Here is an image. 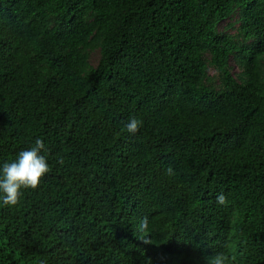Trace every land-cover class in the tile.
I'll use <instances>...</instances> for the list:
<instances>
[{"label": "trees", "instance_id": "trees-1", "mask_svg": "<svg viewBox=\"0 0 264 264\" xmlns=\"http://www.w3.org/2000/svg\"><path fill=\"white\" fill-rule=\"evenodd\" d=\"M36 138L0 264H264V0H0V162Z\"/></svg>", "mask_w": 264, "mask_h": 264}, {"label": "clouds", "instance_id": "clouds-1", "mask_svg": "<svg viewBox=\"0 0 264 264\" xmlns=\"http://www.w3.org/2000/svg\"><path fill=\"white\" fill-rule=\"evenodd\" d=\"M235 68L239 71L238 67ZM141 121L131 118L124 125L129 134H134ZM44 142L36 138L34 145L19 151L11 161L0 162V206L15 205L22 195V189H34L41 178L49 172V163L46 156ZM166 174L173 175L171 166L166 168ZM218 204L225 203L224 194L216 196ZM206 264H230V258L224 253H217L205 258Z\"/></svg>", "mask_w": 264, "mask_h": 264}, {"label": "rangeland", "instance_id": "rangeland-1", "mask_svg": "<svg viewBox=\"0 0 264 264\" xmlns=\"http://www.w3.org/2000/svg\"><path fill=\"white\" fill-rule=\"evenodd\" d=\"M226 23H227V21H224L223 23H221L220 26H221V27H222V26H225ZM91 59H92V61L94 62V61L96 60V54H94V55L92 56ZM233 67H234V66H233ZM234 71L237 72L238 70L234 67Z\"/></svg>", "mask_w": 264, "mask_h": 264}]
</instances>
